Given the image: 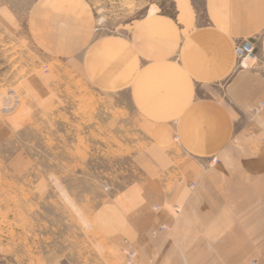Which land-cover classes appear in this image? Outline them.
<instances>
[{
	"label": "crops",
	"instance_id": "crops-1",
	"mask_svg": "<svg viewBox=\"0 0 264 264\" xmlns=\"http://www.w3.org/2000/svg\"><path fill=\"white\" fill-rule=\"evenodd\" d=\"M188 5L187 20L178 8L147 13L91 40L77 8L46 13L65 26L47 33L53 57L91 90L126 94L159 160L95 224L107 241L134 244L133 264H264V0ZM245 40L255 59L236 70L234 45Z\"/></svg>",
	"mask_w": 264,
	"mask_h": 264
},
{
	"label": "rangeland",
	"instance_id": "rangeland-1",
	"mask_svg": "<svg viewBox=\"0 0 264 264\" xmlns=\"http://www.w3.org/2000/svg\"><path fill=\"white\" fill-rule=\"evenodd\" d=\"M63 8L84 15L88 40L147 13L191 16L188 0H0V264H125L132 243L107 241L96 217L157 173L126 94L91 90L53 57L47 33L65 26L46 13Z\"/></svg>",
	"mask_w": 264,
	"mask_h": 264
},
{
	"label": "built area",
	"instance_id": "built-area-1",
	"mask_svg": "<svg viewBox=\"0 0 264 264\" xmlns=\"http://www.w3.org/2000/svg\"><path fill=\"white\" fill-rule=\"evenodd\" d=\"M234 56L236 59V70H244L248 68L249 64H244V61H253L255 59V53H254V46L253 43L250 40H245L239 43H236L234 45ZM259 108V107H258ZM257 108V109H258ZM254 112H256V110ZM218 160L216 158L209 159V161L206 163V166L210 167L213 165L218 164ZM165 227H160L157 231H154L152 234L153 236L157 235L158 232L164 231ZM124 257H125V264H132L133 260L136 256V250L134 246L128 242H125L124 246Z\"/></svg>",
	"mask_w": 264,
	"mask_h": 264
},
{
	"label": "bare ground",
	"instance_id": "bare-ground-1",
	"mask_svg": "<svg viewBox=\"0 0 264 264\" xmlns=\"http://www.w3.org/2000/svg\"><path fill=\"white\" fill-rule=\"evenodd\" d=\"M234 53V52H233ZM244 64H247L246 61H244ZM217 165V164H216Z\"/></svg>",
	"mask_w": 264,
	"mask_h": 264
}]
</instances>
